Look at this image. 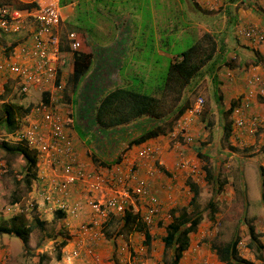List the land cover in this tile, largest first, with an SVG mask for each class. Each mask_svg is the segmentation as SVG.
Returning a JSON list of instances; mask_svg holds the SVG:
<instances>
[{
    "label": "rangeland",
    "instance_id": "374dc122",
    "mask_svg": "<svg viewBox=\"0 0 264 264\" xmlns=\"http://www.w3.org/2000/svg\"><path fill=\"white\" fill-rule=\"evenodd\" d=\"M64 1L69 2V0ZM223 1L226 2V0ZM70 2L71 4L73 2V14L64 20L61 28L63 30L73 31L77 35V37L82 40L84 46L93 51V55L97 56V52L101 53V51L103 50L112 52L118 47H120V53L122 54L123 50H128V54L123 58V64L116 73H90L91 70H95V60L92 58V60H90V66L88 65L86 73L76 87L71 84V81L69 79L68 82L67 80L64 81L63 89L61 90L60 94L58 93L56 95V111L60 116V112L65 115L69 112L68 109H70L72 111L71 116H73V118L75 119H77V110H79L81 108V105H83L85 102H88V99L85 95L90 92L88 87H92V84H98L99 80L96 82L95 80H92L93 78H101V91L105 89L104 87L109 85L110 86L108 87V89L118 85H123H111L113 83L111 79L115 74L116 79L119 78V80H121L120 77L123 80L127 77L130 87L134 89H141L140 91L150 92L151 89H157L162 84V79L165 75L168 63L172 59H174L180 51L187 48L194 40L199 38L203 32L212 33L218 47L217 52L219 51V49H221L222 52V49H224L225 46L230 48L228 46V43L224 42L225 38L233 39L234 33H236L239 28L248 25L246 23H242L239 26L235 27L234 20H237V18L236 10L234 11V5H231V8H227L225 10V14L221 16V13H224L222 10L214 11V9H216L214 8L212 10L204 11L201 9L199 3L196 0H70ZM233 2L237 5H241V0H234ZM215 12H220V14ZM0 32L1 34H5L2 31ZM5 38L6 37H4V39ZM227 59V61L230 62L229 64H231L234 68L233 63L236 58L227 57ZM133 60L143 63L140 66H132L131 62ZM227 64L228 63L215 64L213 69L211 70L203 67L200 70L199 75L197 77H194L190 81L191 85L193 83L196 84V87L193 89V91L188 90L191 99L190 106L178 118L177 122L173 124L171 130L164 134L165 136L167 135L170 140L177 141V145L175 148V150L177 151H179L182 147L197 148L199 147L198 144L201 140L203 142L202 148H205V151L207 152L205 154H207V156L209 157L210 166L212 164H216V158H222L221 154H219L223 152V148L221 147L223 145H226L227 143L230 146V143L228 141H226V143L223 140L221 133L218 134L216 131L217 115L219 114H216V117H213L214 120L211 121V123L208 125V132H210L208 136L202 135L205 132L204 128L206 125L204 124H206L207 120L203 123L198 124L199 122H201L198 117L205 107L215 111L214 105H210L213 102V98L211 102H209V99L211 97V92L215 88H217V92L215 91L216 94H220L216 84L218 80L220 82L222 73L225 70H231L232 67H229L230 65L227 66ZM235 67L237 68V66ZM247 67L248 66H245L244 68L247 69ZM108 77V80L105 79ZM213 77H215V79H212ZM247 79L248 77L246 78V80ZM91 80L92 82H90ZM84 87H86L87 89L85 90ZM44 89H48V91L50 90L48 87ZM63 90L65 93L63 92L64 96L61 99V93ZM48 91L30 89L28 93L22 95V99H20V97H18L17 95H6V98L9 100V102H11L10 104L14 106V118L12 124L0 122V140L6 139L9 142H14L12 140V136L9 133L14 131L15 126L18 124L19 118L25 112V108L29 105L31 106L42 101L44 92H47L49 96L50 91ZM69 98L72 99L71 107H68V104H70V102L68 103ZM197 98L201 99V111L199 112V114L197 113L191 115L189 113L190 107L193 106ZM94 102L95 100L92 104H94ZM2 108L3 106L1 105L0 119H3L5 116ZM91 115L92 110L90 111V116ZM202 115V120H204L206 115ZM85 116L86 117L83 118L84 120H79V122L80 125L84 127V130L88 129L89 133L88 135H86V137H81V134L78 135L85 141V147L87 148L83 152L84 157L89 162L90 160L93 161L94 165L98 167L96 169L94 168L91 171L98 174L105 183H112L115 182L116 178H121L122 180H124L123 187L133 186L135 184L144 186L147 192L145 196L146 198L132 195L131 202L128 203L127 207L132 206L136 209H145L148 205V196L155 195V193H153V190L151 189V184L148 181V177L154 179L153 169L149 170V168H154V166L152 165V161L149 160V158H138L137 156L134 158L131 157L129 159V162L124 165V169L120 166V161L115 162V157L117 155H120L121 160L125 158L126 154H130V152L134 153L135 150L142 144L132 145L126 148V140H120L115 142L114 145L111 146L109 141L105 140L103 136L99 134L95 126H92L91 124L89 126H85L89 124L87 121L88 115L86 114ZM183 117L184 119H188L190 125H194L195 127H197V130L195 132L187 130L188 133H185L184 129H182L181 127L177 128V124L182 121L181 119ZM67 119L65 116H63L61 118V123L63 124L64 129L70 135L67 127L71 130V127L75 121L71 120L69 116L67 117ZM222 120L228 121V117L222 115L220 121L222 122ZM188 122H186L185 127ZM175 128L177 129L175 130ZM75 130L79 132L78 125ZM134 134L135 132L133 133V135ZM9 135L11 137H9ZM45 136H47L46 132ZM185 136L189 138L188 141H185ZM71 140L73 143V151L75 152V165L84 167L85 165L79 161V158L77 156L73 137L71 138ZM247 146L248 148H245ZM83 147L84 146L82 145V149ZM258 147V145L252 146L250 144H246V146H243V148L245 149L243 151L241 150V152H238V154L237 150L234 151L235 155H239L242 158L243 163L248 162V164H254L249 165V167H246L248 165L243 164L241 167L243 169H246L244 178H246V183H248V185L250 186V191L252 192L258 191V171L256 168V164L258 165L262 162V155L259 151L262 150L264 154V149L257 150ZM185 158H183L182 156L180 157L181 160L178 161V166H188V172H197L196 168L201 160H199L198 163L194 162L196 161L197 157L195 158L193 156V160L189 159V161H187V159ZM144 159L149 160V162H147L149 166H146L144 169L146 174L140 172L139 169V163ZM184 161H186V163ZM233 161H236V159L234 158ZM76 162H78V164ZM181 163L183 164V166H180ZM22 165L23 159L19 155L5 153L2 149H0V223L4 222L11 214L20 212L24 214L28 220L36 217L37 219L41 220L43 224L41 228H35L29 235L28 245L30 247V250L32 251L31 256L23 254L20 241L17 238L11 235H0V264H37V254L40 253H43L46 258L45 260H43V264H58V258L56 259L57 245L55 241H57L58 239H68V243H73L72 245H68L67 251H69L70 247L77 246L81 238L86 236L91 237L89 243L87 244L92 248L93 253L97 252V243L107 244L108 242L109 244L108 239H111L112 244L118 246V251L115 250V254H118L119 257L127 256L128 245L131 244L132 246V244H134L135 253L133 256L141 255V261L146 259L147 251L144 250V247L140 249L142 245V237L137 235L135 236L132 233L130 234L132 235V237L130 236L129 240V233L127 232L128 229H122V213L111 215V218L109 219L110 222L105 221V217L98 220L95 224L93 223V219H97V217L95 216L93 218H86L84 220L77 221L75 225L71 222L69 223V225L67 223L69 222L68 217L71 216V214L64 215L61 219H55V209L53 208V205L51 203L43 201V199L41 198V183L34 180L31 188L29 187L30 189L27 188L26 185L21 181L18 184L15 183V180L18 178L17 173H20ZM40 166L42 167L43 165ZM53 166L57 170H59L58 164H55ZM70 167L72 168L74 167V165H71ZM184 170L186 169H182L181 171L184 172ZM199 170L200 166H198V174L195 175V178L198 179L200 178L201 173ZM42 171H44L43 168ZM220 171L218 172L222 176V169ZM122 180L121 182L116 181L115 186L120 188ZM145 180L148 181V184L144 183ZM74 187H76V185ZM80 188L82 193L85 192V200L91 199L100 201L112 195V189L110 188H102L101 190H97L94 192H88L85 187ZM13 191H17L19 200L16 202V204L11 205L10 199L11 193ZM167 191L168 188L165 187L164 195H157L158 197L155 195L160 200L159 210H161L162 215L159 216L165 217V215L167 214V210L172 205V198L170 197L171 194L170 196L169 194L167 195ZM209 192L210 191L208 190L207 193ZM92 193L98 194L99 197H91ZM202 196H206L205 192L202 193ZM202 204V202L199 203V205ZM155 218L157 217H154L152 219ZM161 219L164 221L163 218ZM219 225V222H216V220L213 221V223H210V227L208 228V231L210 232H206H208L209 234L211 232H215ZM155 231V241L153 243H159L160 235L158 234L157 229ZM116 232L118 233L115 234ZM161 232H163L164 235V230H161ZM78 237L80 238L79 240ZM220 238L222 239L225 237L220 236ZM74 239L75 241H73ZM239 239L240 243L237 244L239 250L246 252V250L244 249L245 246H243V243L246 239L242 238L241 236L239 237ZM126 241L128 242V244ZM261 241L264 242L263 236H261ZM160 245L153 244L152 247L151 244L153 252L157 251L156 249H160ZM194 245L196 246V250H198V252L205 251V253H207L210 251L207 246L204 247V243L201 244L200 242H196ZM123 253H125L126 255H124ZM240 253L242 254V252ZM261 253H264V247ZM164 256L167 259V255ZM83 257L87 259L92 257V255L80 253V255L74 259H81ZM262 259L264 260L263 254ZM72 261L74 260H71V262Z\"/></svg>",
    "mask_w": 264,
    "mask_h": 264
},
{
    "label": "crops",
    "instance_id": "0c3cea01",
    "mask_svg": "<svg viewBox=\"0 0 264 264\" xmlns=\"http://www.w3.org/2000/svg\"><path fill=\"white\" fill-rule=\"evenodd\" d=\"M30 1L31 0H0V5H8L10 7L16 8L21 11V14L23 15V10L25 9V6L28 5L30 7ZM62 0H60L61 2ZM201 9L206 10H212L214 8V11L216 10H222L224 13H221V16L225 14V10L227 8H231V5H234V11L236 10V18L237 20H234L235 27L239 26L242 23H246L248 25L256 26L260 29H263L264 31V2L258 1L255 4L247 3L246 0H241V5H237L234 2L228 3L224 2L223 0H196ZM59 2V23H58V30L57 35L59 39V56H60V63L57 67V75L59 78H61L63 81L68 82V79L70 80V76L73 74V62H74V55L73 52L69 48V36L71 33L74 34L75 39L80 42V47L77 50H73L75 53V56L83 53L87 54L88 62L90 66V60L92 58L95 60V70H91L92 72H108V73H116L118 69L123 64V58L128 54V50H123V54L120 53V47H118L116 50H113L112 52H107L105 50L101 51V53L97 52V56L93 55V51H91L89 48L84 46L82 40L77 37V35L73 31L63 30L61 26L64 23V20L68 17H70L73 14V2ZM22 6V7H21ZM219 13L220 12H215ZM36 18L34 16H22V21L24 27L22 29H19L17 32L14 33H6L1 34L0 32V61L4 60L5 58H10L9 53L7 52L11 47L14 48L17 46L20 41H23L25 36L29 34V31L34 27ZM237 21V24H236ZM236 32V31H235ZM4 37H6L4 39ZM225 43H228V48L226 46V52H225V60L227 61V57H235V61L233 63L234 68L231 64H227V66L232 67L231 70H225L222 73V77L220 78V82L218 80L216 86L219 89V95L216 94L217 88H215L211 92V97L209 99V102H211L213 98V102L210 105H214L215 111L212 109L204 108L202 110V113L198 117L199 120L203 123L206 121V125L204 128L203 136L209 135L210 132H208V125L211 123V121L214 120L213 117H216L217 115V127L216 131L218 134L223 132V128L226 124V121L222 122L220 121L221 116L224 115L223 112L230 106V104H233L235 106L239 102L243 101L244 99H248V110L255 114H263L264 113V101L263 98L258 94L257 88L258 83H254L251 86L247 85L246 78L249 77L252 73H255L260 78L259 84L264 86V37L262 40H256V39H250L247 37H244L243 35L239 33H234V38H228L224 40ZM120 46V45H118ZM69 51V52H68ZM135 51V50H132ZM143 62H139L136 60H133L131 62L132 66H140ZM237 66V68L235 67ZM248 66L247 69L244 67ZM68 77V78H67ZM111 78V76H110ZM92 79V78H90ZM99 79V81H98ZM105 79H109L105 78ZM121 80L116 79L115 74L113 78L111 79L113 83L111 85L116 84H123V86L130 87L128 84L129 81L128 78H124V80L120 77ZM93 81H98V84H92V87H88L89 91L88 94H85L88 102L87 104L84 103L85 108L88 107L89 112L93 109V105L90 104L92 96L99 95V86L102 85L101 78H93ZM92 80L90 82H92ZM105 80V81H107ZM71 81V80H70ZM101 81V82H100ZM73 85V83H71ZM16 82L13 79V76H7L5 79V76H1L0 80V106L3 104H10L9 100L6 98V95L9 94L17 95L22 99L19 94H17L15 90ZM110 86V85H109ZM109 86L104 87L105 89H108ZM119 86V85H118ZM17 88V86H16ZM85 88V87H84ZM103 89V91L105 90ZM216 91V92H215ZM63 92L61 93V99L63 98ZM65 93V92H64ZM94 93V95H93ZM222 93V94H221ZM95 99V98H94ZM94 101V100H93ZM92 101V103H93ZM68 107L72 105V99H68ZM216 103V104H215ZM80 104V103H79ZM11 105V104H10ZM232 106V107H233ZM80 108V107H78ZM213 108V107H212ZM69 112L67 114H63L60 112L61 118L63 116L67 117L69 116L71 120L75 121L71 127V130L67 127V130L70 132L71 138L73 137V142L75 144L74 147H76L77 156L79 158V161L83 163L85 166V169L88 171L93 170L94 168H98L94 165V162L90 160L87 161V159L84 157L83 152L85 149V141L78 135L82 134V131L87 132V130L82 129V125H80V121L84 120L86 114L83 112L80 114L82 110H77L76 118H73L71 116V110L68 109ZM205 114L204 120H202L203 115ZM68 115V116H67ZM232 115L231 112L229 114L228 121L230 120V131L226 138H223V140L226 142L228 141L230 143V146L228 143L226 145H223L221 148H223V152L219 153L221 154L222 158H216V164L210 166L209 157L207 156V153L205 151V148L203 147V142L200 140L199 147H182L179 151L175 150L177 141L170 140L168 136L166 135H158L155 138L148 139L139 145H141L139 148L135 150L134 153L130 152V154H126L125 158L119 160L121 162V167L123 168L125 164L129 162V159L132 157H138V158H149V160L152 161V165L154 168V179L149 178V183L151 184V189L153 190V193L155 195H164L165 194V187L168 188L167 195L171 194L172 198V205L167 210V217L163 221L161 218L164 219V216L162 215L161 210L158 211V216L156 215L155 219H152V221L147 224L148 231L150 235V239L147 244H143V235L142 233L133 231L128 234V238L130 240V236L137 235L142 237V245L141 248L144 247L145 251H147L146 259L141 261L142 257L141 255L133 256L135 251L134 247L135 245L129 244L128 245V252L127 256L125 257H119L118 254H115V250L118 249V246L115 244H112L111 239L109 240V244L104 243H97L98 249L95 255H97L98 261L101 264H171V256L172 251L170 250H163V243L161 241V237L163 236V231L165 226L169 224L172 220V218L179 215L181 208H184L185 211L191 212L194 207L202 213V219L198 222L196 225L194 231L190 232L188 234V246L186 249H184L181 253L180 258L177 260L175 264H228L225 259H222L219 254H223L224 248L228 245H230L231 241L235 237H242L246 240L243 243V246H245V251H240L239 247L236 245V253L239 257L244 258L253 264H264V260L261 259L262 254L257 252L256 250H253L249 247H247L246 242L249 238V228L253 230V232L256 234V242L261 244V246L264 247V242L261 241V236L264 237V159H263V151L261 149H264L263 146L260 145V140L258 137H250L246 134H240L238 130L233 128L231 123ZM68 120V119H67ZM182 121L177 124L178 127H182L184 129L185 133H188L187 130H191V132H195L197 130V127L194 125H190L188 122V119H184V117L181 119ZM193 121V120H191ZM187 123L186 127L185 124ZM209 122V123H208ZM221 122V123H220ZM77 132L75 128H77ZM177 128H175L176 130ZM213 129V128H212ZM77 133H76V132ZM238 134L240 135L239 137ZM82 143V144H81ZM246 144H250L252 146L258 145L257 150L262 155L261 160L262 162L260 164H256L257 168V181H258V191L252 192L250 191V186L248 183H246V178H244V173L246 169L241 168L242 165H248L246 167H249V165H254L253 163L248 164V162L243 163L242 158L239 155H235L234 151L237 150L238 152L243 151L245 147L243 146ZM82 145L83 147L82 149ZM243 145V146H242ZM145 147H149L152 152L153 156L147 157V156H141L140 151L144 149ZM86 153V151H85ZM200 154L201 157H198V154ZM183 157L187 159V161L193 160V156L197 159L194 162H198L201 160V162L197 165V172H188V166L185 167H179L178 161L181 160L180 157ZM234 158L236 161H233ZM149 160H142L140 161V172L145 173L144 169L146 166H149L147 162ZM205 161H207V166L211 168V172L213 173V176L210 178H206L205 171L203 170V166L205 164ZM186 163V161H184ZM183 162V163H184ZM250 162V161H249ZM188 164V163H187ZM198 166H200V178H195V175L198 174ZM124 169V168H123ZM182 169L184 172H182ZM222 169L223 175L221 176L218 171ZM221 172V171H220ZM146 174V173H145ZM153 179V180H152ZM148 181H144V183L148 184ZM192 183L195 185V187L198 189V194L195 198V201L193 204H190V199L192 195V191L189 188V184ZM253 185V184H252ZM208 187V188H207ZM208 190L210 191L209 193ZM85 191V190H84ZM148 191V190H147ZM205 192L206 196H202V193ZM81 188L77 185L74 188L70 189L69 196L67 203L68 205L73 204L74 202H79V206L74 214H71V216H67L69 223H77V221L84 220L86 218H93L94 213L92 212L90 206L86 203L88 199L85 200V192L82 193ZM87 193V192H86ZM149 193V192H148ZM186 194V196H185ZM153 195V196H155ZM155 196V197H156ZM157 196V197H158ZM91 197H99L98 194L92 193ZM156 197V198H157ZM90 198V197H88ZM146 198V197H143ZM169 198V197H168ZM158 199V198H157ZM74 200V201H72ZM159 200V199H158ZM160 202V200H159ZM202 202V205H199V203ZM15 206V205H14ZM135 211L138 213L139 217L141 216V213L143 212L144 208L136 209ZM113 215V213L108 212L105 219L108 218L109 215ZM190 215V214H189ZM97 217V215H95ZM66 217V218H67ZM95 219V218H94ZM104 219V220H105ZM190 219V218H189ZM97 220L99 218L97 217ZM219 222L220 225L215 230V232H211L210 234L208 232V228L210 227V223H213V221ZM213 226V225H212ZM122 227V224H121ZM123 229V228H122ZM158 231L159 236V243H153L155 241L154 236L156 233V230ZM129 231V230H128ZM208 231V232H206ZM263 234H262V233ZM116 232L115 234H117ZM165 233V230H164ZM261 233V234H260ZM220 236H223L225 238H220ZM80 238L78 237V240ZM91 237L86 236L82 237L80 242L77 246L70 247L71 248H79L83 247L85 244L89 243ZM138 239V238H137ZM227 239V240H226ZM71 240V239H70ZM8 241V240H7ZM75 241V239L73 240ZM216 241V242H214ZM240 241V239H239ZM69 242V241H68ZM66 243L64 246L61 247V253L60 258H58V264H97V262L93 258H79V259H73L74 261H66L62 258V254L67 251L68 245H72L73 243ZM127 242V241H126ZM196 242H200L201 244L204 243V247L207 246L208 249H210L209 252L205 253V251L198 252L196 250V246L194 245ZM128 244V242H127ZM151 244L153 247V244H161L159 247L160 249H156L157 251L153 252V248H151ZM238 244V243H237ZM118 251V250H117ZM222 252V253H221ZM242 252V254L240 253ZM126 255L125 253H123ZM264 254V253H263ZM164 255H167V259ZM167 260V261H166Z\"/></svg>",
    "mask_w": 264,
    "mask_h": 264
},
{
    "label": "built area",
    "instance_id": "2783aa9c",
    "mask_svg": "<svg viewBox=\"0 0 264 264\" xmlns=\"http://www.w3.org/2000/svg\"><path fill=\"white\" fill-rule=\"evenodd\" d=\"M59 1H30L32 6L24 9L23 15L36 18L34 27L23 41L18 42L17 46L11 47L7 51L10 58L0 61V80L2 75L5 76V79L7 76H13L16 82L15 90L17 94H26L30 89H38L39 91H48V89H44L46 87L50 89L49 96H47L48 102L45 104L40 101L25 110L10 135H12L14 142H22L34 151L37 159L35 181L41 183V198L43 201L51 203L54 209L62 210L64 215L74 214L79 206V202H74L71 205H68L67 202L69 190L75 185L85 187L88 192H94L102 188L112 189V195L105 199L100 201L88 199L86 202L94 216L97 215L100 220L105 218L108 212L113 214L123 213L128 203L131 202L132 195L145 197L147 192L144 186L140 184L123 187L124 180L121 178H116L115 182L112 183H105L98 174L75 165L73 143L61 123V118L56 111L57 103L55 102L56 95L60 94L64 85V81L57 75V67L61 62L57 35L60 17ZM246 1L251 4L258 1L264 2V0ZM23 15L16 8L0 5V31L6 34L22 29L24 27ZM237 33L256 40H262L264 37L263 29L253 25L243 26L239 28ZM69 39L70 50H77L80 47V42L75 39L73 33L70 34ZM259 81L260 78L252 73L246 83L251 86L257 82V92L264 101V86L260 85ZM200 111L201 99L197 98L193 106L190 107L189 113L191 115L199 114ZM231 115L233 128L238 130L240 134H246L253 138L258 137L260 145L264 148V113L255 114L250 112L248 110V99H244L232 107ZM45 132L47 136H45ZM239 136L238 134L237 137ZM188 139L185 136V141H188ZM140 155L151 157L153 152L149 147H145L140 151ZM76 163L78 164V162ZM55 164L59 165V170L53 166ZM71 165H74V167L71 168ZM180 166H183V164L181 163ZM42 168L44 171H42ZM121 180L120 188L116 187V181L121 182ZM159 204L160 202L155 196H148V205L143 209L140 216L146 224L150 223L152 218L158 214ZM167 215H165L164 220ZM97 221V219H93L94 224ZM80 253L92 255L91 258L97 264H101L88 244H85L82 248H71L62 254V258L70 261L77 258Z\"/></svg>",
    "mask_w": 264,
    "mask_h": 264
},
{
    "label": "trees",
    "instance_id": "16d2710c",
    "mask_svg": "<svg viewBox=\"0 0 264 264\" xmlns=\"http://www.w3.org/2000/svg\"><path fill=\"white\" fill-rule=\"evenodd\" d=\"M234 0H226L232 3ZM66 2L64 0L61 1ZM70 2V0H69ZM1 4V3H0ZM256 4V3H255ZM32 5H30L31 7ZM22 7V6H21ZM25 6L26 8H30ZM226 46L224 49H219L216 45L212 33L203 32L199 38L194 40L187 48L180 51L178 55L172 59L168 65L165 75L162 79V84L159 88H153L150 92L140 91L141 89H134L127 86H115L104 91L99 90V95L92 96L90 104L95 100L92 109V115L88 107L81 105V112L88 115V125L95 126L99 134L109 141L113 146L115 142L120 140L125 141V147L138 145L148 139L155 138L158 135H164L171 130L178 118L190 106V95L188 90L193 91L196 84H190V81L197 77L200 70L206 67L208 70L213 69L215 64L229 63L225 60ZM73 62V74L70 76L71 83L76 87L81 81L82 77L88 69V55L80 53L75 56ZM212 79H215L213 77ZM99 80V79H98ZM191 86H190V85ZM101 88V86H99ZM87 88L85 87V90ZM94 94V93H93ZM20 96L24 94H19ZM47 92L43 93L42 102H48ZM95 98V99H94ZM87 104V102L85 103ZM234 104V103H233ZM233 104L223 112L224 116L229 118ZM3 112L5 114L0 122L12 124L13 108L11 104H3ZM19 107V106H18ZM30 107L27 106L25 110ZM84 130V127H82ZM82 131L81 137H86L89 131ZM230 131V121H226L223 128L222 136L226 138ZM135 134L133 135V133ZM10 132L9 134H11ZM12 136V135H11ZM9 136V137H11ZM0 149L5 153L19 155L23 159V165L20 173H17L15 183L23 182L27 188H31L33 181L36 179V165L37 159L34 151L30 150L22 142H9L6 139L0 140ZM198 157H201L199 153ZM93 158V157H92ZM120 160V155L115 157V162ZM206 178L213 176L211 168L207 166V161L203 166ZM192 191L190 204H193L198 194V189L192 183H188ZM29 188V189H30ZM19 200L17 191L11 193L10 204H16ZM190 214V215H189ZM122 215V228L128 229L127 232H139L143 235V244H147L150 235L147 224L139 217L138 213L132 206L124 210ZM64 212L60 209H55V219H61ZM111 214L105 221H109ZM190 218V219H189ZM202 219V213L194 207L191 212L185 211L181 208L178 216L172 218L171 222L164 228L165 233L161 237L163 243V250L171 249V264H175L180 258L181 253L188 246V234L194 231L198 222ZM43 222L36 217L28 220L27 217L15 212L11 214L4 222L0 223V235H11L20 241L24 255L31 256L32 251L28 245V238L30 233L35 228H41ZM249 238L246 246L261 253L263 246L256 242V234L249 228ZM59 240V239H58ZM55 241L57 245L56 259L60 258L61 247L69 240L63 239ZM239 238L235 237L230 245L226 246L223 254H219L222 259H225L228 264H253L252 262L241 258L236 253V245ZM222 253V252H221ZM263 254V253H261ZM264 255V254H263ZM43 253L37 254V264H43L45 260ZM262 259V257H261ZM117 264V263H116Z\"/></svg>",
    "mask_w": 264,
    "mask_h": 264
}]
</instances>
